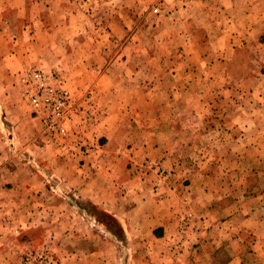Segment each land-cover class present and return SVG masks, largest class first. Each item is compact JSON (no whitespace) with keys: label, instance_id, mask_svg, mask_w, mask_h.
I'll return each instance as SVG.
<instances>
[{"label":"rangeland","instance_id":"1","mask_svg":"<svg viewBox=\"0 0 264 264\" xmlns=\"http://www.w3.org/2000/svg\"><path fill=\"white\" fill-rule=\"evenodd\" d=\"M225 1L0 0V15L7 18L6 30L0 27V264H174L154 241H131L120 221L125 237L119 238L101 215L111 213L55 178L35 151L43 137L63 153L89 156L105 148L118 158L120 177L135 170L138 181H144L152 172L165 187L177 175L180 184L196 187L200 173L211 190L226 182L234 197L218 200L232 203L231 215L203 208L221 211L218 222L259 214L261 201L238 189L246 177L250 189H264V151L251 149L264 137L250 130V150L243 152L250 159L247 168L214 163L223 153L215 143L220 124L235 126L234 116L242 109L264 115V54L254 69L247 46L264 45V32L253 40L244 24L229 22ZM258 3L264 18V0ZM32 70L73 100L58 130V122L30 103L22 78ZM90 98H136L123 111H134L130 125L115 131H123L124 150H117L116 136L96 135ZM108 105L103 103L106 111ZM223 112L233 119H222ZM253 121L248 120L251 129ZM259 122L264 126V120ZM155 132L152 137L168 148V164L144 149L148 134ZM239 153L233 151L234 160ZM28 176L36 181L27 189L14 182ZM193 192L190 199H183L184 193L176 198L185 213L180 225L204 220L199 193ZM254 238L249 231L234 232V239L244 241L245 254ZM231 252L229 246L216 250L215 264H224L220 260Z\"/></svg>","mask_w":264,"mask_h":264},{"label":"crops","instance_id":"2","mask_svg":"<svg viewBox=\"0 0 264 264\" xmlns=\"http://www.w3.org/2000/svg\"><path fill=\"white\" fill-rule=\"evenodd\" d=\"M224 6L226 14H230L227 16L230 18L229 22L244 24V28L251 37L253 36V40L256 37L259 38L264 32L263 10L258 0H226ZM2 7L3 4H0L1 10ZM238 10H241L239 16L235 14ZM5 24H7V18L0 15V27L2 30L4 27V31L7 28ZM231 38L236 39L237 36H231ZM244 39L248 41L247 38L244 37ZM247 46L250 48V53L254 55L251 62L256 69V65L257 67L262 65L258 60L264 54V45L259 43L258 46ZM135 99L90 98L86 100L91 103L90 109L94 114H97L95 115L96 125L93 128L96 135H102L108 140H112L116 136L117 150H124L119 141V136L123 131L118 135H115V131L120 128L123 130L126 127L125 124L130 125L134 111L130 110L126 115H123V111L127 109L126 103L131 106V101L135 103ZM231 99L226 98V101L230 102ZM104 102L112 104L108 105L110 108L107 111L103 107ZM258 110L250 112L242 109L234 116L237 121L235 126H229L227 122L219 125L217 128L219 136L215 143L222 148L223 153L217 162L214 161L215 164L221 163L227 167H232L233 164L244 168L249 166V156L243 152L250 150V130L254 136L264 137V126H261L259 122L264 120V115ZM104 111L111 112V115L105 117ZM222 115V119H233L229 112H223ZM249 119L254 120L251 125L254 129L250 128ZM154 125L150 127H154ZM153 135H156V132L148 134L149 139L144 142V149L151 152L156 158L160 157L159 159L164 160L163 163H160L161 165L168 164V148H164L160 139L152 137ZM46 138L42 139L44 143L40 141L38 145H35V151L48 161L49 167L55 173L54 177L73 188L82 200L91 202L111 213L124 225L131 241L139 244L138 242L145 240L144 245L149 241H154L156 246H163L165 252L163 257L169 258L168 263L215 264L218 260L215 256L216 250L223 246H229L233 253L231 252L230 256L220 260L224 264H264V189L259 192L257 187L250 189L247 177L244 178V181L241 180L242 190L238 189V192L243 196L252 194V197L256 196L255 200L261 201L262 208L259 214L258 212L255 215L247 213L245 216L231 218V221L218 222L215 217L221 211L224 212V217L231 215L232 203L227 204L218 200L219 197H224V199L234 197L232 196L233 189L226 182L216 185L213 187L214 190H211L206 186L208 184L206 177L200 173L198 174L200 186L196 184V187H186L184 183L180 184L181 180L177 175H174L173 180L165 187V183L160 180V177L152 172L144 176V181H138L139 179L134 175L135 170L127 171L124 176L120 177L116 171L118 166L117 161L115 162L116 157L106 153L105 148L98 151L97 154L89 156H83L79 151L63 153L57 146L48 143ZM30 144L28 143V146ZM135 148L134 146L131 150H135ZM251 149L264 151V143L256 141ZM233 151L240 152L236 160L233 159ZM116 159L118 160V158ZM34 181L36 180L32 176L23 180L17 178L14 180L15 183H22L25 189ZM207 187L208 190H206ZM194 189L199 193L201 199L199 200L200 212L205 211L204 207L207 210V206L208 208H219L221 211L216 212L213 209H208L209 213L206 211L200 216L204 219L203 221L180 225V221L185 218V213L176 198H180L184 193L182 198L188 196L190 199L194 194ZM213 192L215 195H209L210 198H208L207 193L212 194ZM237 197L239 196H235V198ZM238 231H249L255 236L250 253L245 254L243 240L234 239V232ZM167 253L169 256L165 257Z\"/></svg>","mask_w":264,"mask_h":264},{"label":"built area","instance_id":"3","mask_svg":"<svg viewBox=\"0 0 264 264\" xmlns=\"http://www.w3.org/2000/svg\"><path fill=\"white\" fill-rule=\"evenodd\" d=\"M156 13L158 9L154 10ZM29 94L30 103L40 113L51 117L58 124L55 130L61 128V123L70 112L73 104L72 98H68L62 88L52 83L43 73L32 70L22 78Z\"/></svg>","mask_w":264,"mask_h":264},{"label":"trees","instance_id":"4","mask_svg":"<svg viewBox=\"0 0 264 264\" xmlns=\"http://www.w3.org/2000/svg\"><path fill=\"white\" fill-rule=\"evenodd\" d=\"M101 215L105 217V219L108 221L110 226L115 227V230H111V231L114 232L119 238L124 239L125 234H124V230L121 226V223L114 216H111V215L106 214V213H102ZM110 229H111V227H110Z\"/></svg>","mask_w":264,"mask_h":264}]
</instances>
